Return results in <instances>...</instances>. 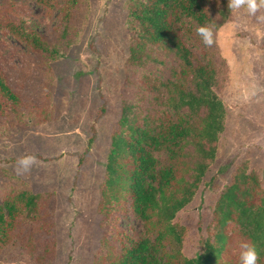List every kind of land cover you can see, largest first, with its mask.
<instances>
[{"label":"rangeland","instance_id":"obj_1","mask_svg":"<svg viewBox=\"0 0 264 264\" xmlns=\"http://www.w3.org/2000/svg\"><path fill=\"white\" fill-rule=\"evenodd\" d=\"M46 1L0 0V15L23 18L49 47L35 51L0 23L4 67L24 98L23 109L0 122V204L13 191L53 194L51 264H97L110 251L119 252L122 232L135 236L143 230L129 203L127 211L106 217L99 211L107 155L124 103L147 108L150 94L141 83L147 76L170 78L178 64L163 52L165 64L130 62L128 0ZM216 2L221 11L208 24L220 33L213 45L202 43L195 23L183 32L197 59L215 66V93L226 106L216 158L194 200L176 217L188 228L182 246L188 258L204 250L218 197L243 163L264 183V23L243 14L239 26L229 29L226 24L236 17L227 1ZM26 154L35 155L36 162L28 172H18L16 160ZM241 240L233 238L219 264H238ZM0 264H35V255L6 248Z\"/></svg>","mask_w":264,"mask_h":264},{"label":"trees","instance_id":"obj_2","mask_svg":"<svg viewBox=\"0 0 264 264\" xmlns=\"http://www.w3.org/2000/svg\"><path fill=\"white\" fill-rule=\"evenodd\" d=\"M218 9L216 0H128L130 62L138 67L148 61L165 64L163 52L178 65L170 78L147 76L141 83L142 91L150 94L147 108L124 103L107 155L99 211L106 217L130 209L143 230L135 236L122 232L119 252L110 251L97 264H219L234 237L254 243L259 264H264V183L248 163L220 193L202 253L193 258L183 254L188 228L176 223L177 214L202 185L225 130L226 106L215 93L216 68L197 59L183 38L192 29L189 24H210ZM0 23L35 51H49L44 36L23 18L3 11ZM23 107L24 98L15 91L0 52V122ZM54 211L51 193L3 195L0 251L24 249L35 255V264H51L56 252Z\"/></svg>","mask_w":264,"mask_h":264},{"label":"clouds","instance_id":"obj_3","mask_svg":"<svg viewBox=\"0 0 264 264\" xmlns=\"http://www.w3.org/2000/svg\"><path fill=\"white\" fill-rule=\"evenodd\" d=\"M227 8L230 16H235L226 24L229 29L239 26V21L243 14L255 16L259 23H264V14H259L260 9H264V0H227ZM196 34L201 38L205 46H211L216 42L219 32H214L213 27L209 25H200L195 28ZM36 156L26 154L16 160L17 171L21 173L28 172L36 162ZM238 264H259V250L257 246L249 240L238 242Z\"/></svg>","mask_w":264,"mask_h":264}]
</instances>
